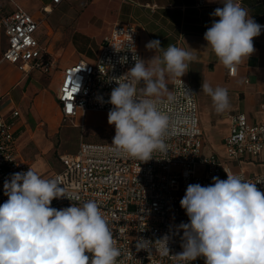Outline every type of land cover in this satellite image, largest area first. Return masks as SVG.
Returning a JSON list of instances; mask_svg holds the SVG:
<instances>
[{
	"label": "built area",
	"instance_id": "1",
	"mask_svg": "<svg viewBox=\"0 0 264 264\" xmlns=\"http://www.w3.org/2000/svg\"><path fill=\"white\" fill-rule=\"evenodd\" d=\"M63 1L52 0L56 4ZM39 26L40 22L23 8L1 16L0 28L8 37L2 60L25 74L33 69L50 73L56 60L51 47L37 36ZM134 57L142 59L140 32L133 23L119 22L93 60L81 59L64 67L57 91L62 120H85L90 111L109 112L113 106L107 101L118 86L115 78L134 66ZM229 73L236 75L237 66ZM182 81L190 93L176 80L171 93L174 100L168 102L167 96H162L159 105L170 117L164 137L166 154L156 151L152 159L143 162L116 150L112 144L82 140L75 152L61 155L59 170L44 177L58 179L73 200L53 199V208L63 209L89 200L98 203L121 252L117 264H185L173 255L183 251L179 225L190 222L180 206L189 184L207 186L213 183V177L226 180L229 173L255 183L264 192V171L248 173L242 167L245 161H257L264 151V118L253 122L245 112L232 113L224 138L225 153L206 154L197 94L190 82ZM2 96L0 79V105ZM98 97L103 98V103ZM261 108L264 110V96ZM21 115L19 108L8 114L0 107V205L8 199L4 194L5 180L13 173L32 168L18 145L21 125L17 119ZM165 236L167 256L155 249V241ZM142 240L152 242L146 246L150 251H137V242L143 243ZM86 254L91 260L92 254ZM190 264H205V259L198 257Z\"/></svg>",
	"mask_w": 264,
	"mask_h": 264
},
{
	"label": "clouds",
	"instance_id": "2",
	"mask_svg": "<svg viewBox=\"0 0 264 264\" xmlns=\"http://www.w3.org/2000/svg\"><path fill=\"white\" fill-rule=\"evenodd\" d=\"M213 20L204 33L220 63L231 71L254 52L253 38L264 26L234 0H225L211 14ZM131 44V37H130ZM146 49L161 51L145 61L134 57L135 64L115 78L107 103L108 124L115 126L111 144L131 158L146 162L153 153H167L164 142L170 127L169 115L159 107L167 92V78L183 86L191 52L169 44L161 48L159 40L149 41ZM143 83V87L138 85ZM217 112L229 107L227 89L202 82ZM103 103V98L98 97ZM168 102L174 97L167 94ZM227 173V172H226ZM207 186L189 184L180 206L189 217L181 223L183 251L173 255L190 264L198 257L205 264H264V192L255 183L227 173V179L213 177ZM58 179H44L29 167L26 172L11 174L4 182L8 197L0 205V264H117L121 256L109 223L94 200L73 203L63 209L51 207L53 199L68 198ZM73 201V200H72ZM137 242V251L151 241ZM156 251L169 255L168 237L155 241ZM86 253H91V260Z\"/></svg>",
	"mask_w": 264,
	"mask_h": 264
},
{
	"label": "crops",
	"instance_id": "3",
	"mask_svg": "<svg viewBox=\"0 0 264 264\" xmlns=\"http://www.w3.org/2000/svg\"><path fill=\"white\" fill-rule=\"evenodd\" d=\"M224 2L225 0H64L56 4L52 0H0V17L23 8L40 22L37 36L41 42L50 47L56 43L58 47L65 48L60 60L54 55L56 66L59 67L58 83L53 89L56 96L52 101L56 111L60 110L57 91L63 68L81 59L93 60L103 40L119 22L137 26L140 32L142 59L145 61L151 60L154 55L162 57L161 51L146 49L145 45L152 40H159L161 48L164 49L171 44L191 52L195 59L189 62L187 72L181 80L190 82L196 94L197 91L203 92L202 82L209 83L213 88L219 86L227 89L229 107L223 112L216 111L208 94L203 92V99L200 96V100L197 94L200 125L206 141L204 153L215 152L223 155L224 138L229 132L232 113L245 112L253 122L264 118V110L261 108L264 96V28L258 37L253 38L255 52L237 65V73L233 76L230 75L229 69L220 63L204 39V33L213 20L219 19L211 14L216 8L223 7ZM234 2L246 8L258 24L264 23V0ZM42 28L45 30V38H42ZM7 46L8 37L0 28V79L3 93L1 110L8 113L11 108L20 109L22 101L28 100L27 103L30 104L33 97L39 96L46 103L52 91L48 90L43 82L42 87L37 86V83L27 91V85L24 84L26 74L16 65L2 60ZM175 81L166 75L167 92L163 96L172 93ZM141 87L143 83L138 85V88ZM30 90H33L32 96L29 94ZM36 107L39 111L38 103ZM214 120L222 125L225 135L218 148L208 151L205 130L213 129ZM19 125L21 129L27 127L23 121ZM242 167L248 173L264 171V151L257 161H245Z\"/></svg>",
	"mask_w": 264,
	"mask_h": 264
},
{
	"label": "rangeland",
	"instance_id": "4",
	"mask_svg": "<svg viewBox=\"0 0 264 264\" xmlns=\"http://www.w3.org/2000/svg\"><path fill=\"white\" fill-rule=\"evenodd\" d=\"M45 36V30L42 28V38ZM51 50L58 60L65 53V48L58 47L56 43H53ZM58 73L59 67L55 66L50 73L33 69L25 75L24 84L27 85V91L37 83L39 84L37 86L42 87L43 82L44 86L52 91V94L46 103L40 96L39 98L33 97L30 104L27 103L28 100L22 101L19 106L22 115L17 119L19 124L23 121L27 125L18 132L21 155L32 164V169L42 178L59 170L61 168V155L75 152L82 140L111 144L115 135V126L108 124V112L106 111H90L85 120H62L60 110L56 111L52 104L56 96L53 89L58 83ZM18 90L23 92L20 88ZM29 94L32 96L33 90H30ZM197 94L200 100L203 92L197 91ZM4 100L6 101V98ZM37 103L39 111L36 107ZM12 111L13 108L8 111V114ZM201 124H203L202 119ZM205 132L208 140V151H211L212 148H218L225 135L222 125L214 120L213 129L205 130Z\"/></svg>",
	"mask_w": 264,
	"mask_h": 264
},
{
	"label": "snow or ice",
	"instance_id": "5",
	"mask_svg": "<svg viewBox=\"0 0 264 264\" xmlns=\"http://www.w3.org/2000/svg\"><path fill=\"white\" fill-rule=\"evenodd\" d=\"M75 90V89H74Z\"/></svg>",
	"mask_w": 264,
	"mask_h": 264
}]
</instances>
